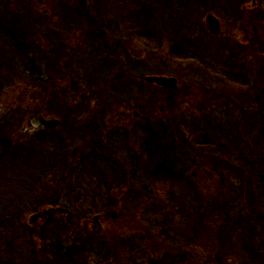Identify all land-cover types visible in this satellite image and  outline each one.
<instances>
[{"label":"rangeland","instance_id":"374dc122","mask_svg":"<svg viewBox=\"0 0 264 264\" xmlns=\"http://www.w3.org/2000/svg\"><path fill=\"white\" fill-rule=\"evenodd\" d=\"M252 1L0 0V125L17 111L12 139L34 148L0 168V264H264V0ZM148 74L201 97L170 111ZM163 131L191 143L179 175L149 156L148 143L179 168L182 148L157 151L149 134ZM251 177L253 213L239 192Z\"/></svg>","mask_w":264,"mask_h":264},{"label":"trees","instance_id":"16d2710c","mask_svg":"<svg viewBox=\"0 0 264 264\" xmlns=\"http://www.w3.org/2000/svg\"><path fill=\"white\" fill-rule=\"evenodd\" d=\"M248 1H245L244 3H247ZM252 10H255V8H253ZM19 24V23H18ZM8 27H12L10 25V23L6 26V28ZM19 28L15 27L14 29H12L13 32H18L19 33ZM22 32V31H21ZM31 61H32V68L36 69V68H39L38 65L35 63V61L31 58ZM1 80V78H0ZM3 83V81H0V84ZM161 90H163V92H168L169 95H168V98H169V110L170 111H173V110H177V108L179 106H181L185 101H181V98H184L186 99V97H193L194 99L193 100H197V99H200V93L199 94H194L193 92L189 93V87H187L188 89V93H184V90L183 88L179 91V90H174V89H171V88H164V87H160L158 86ZM186 87V86H185ZM192 87L194 88L195 86L192 85ZM6 88L5 86H0V93L2 92V90ZM4 91V90H3ZM3 93V92H2ZM189 97V98H190ZM21 98H18L17 100H20ZM167 99V98H166ZM180 100V102L178 101ZM24 101V99H23ZM182 102V103H181ZM235 102V101H234ZM192 103H194L192 101ZM6 108H9V107H6ZM14 110H18V109H14ZM17 113V116H14V115H10L9 116H5L3 118V120L7 117H9L7 119V122L8 124L10 125L8 128H7V131H5L6 129V125L2 124L0 125V168H11V164L15 163V162H21L25 157H28L31 155V153L33 152L34 148L32 147V145L28 144V142L26 141H22L18 138V141H14L12 138H13V135L14 134H11V130L10 128H13L15 129V132L19 130L20 128V123H21V118L18 117V112L16 111ZM244 113V112H243ZM151 120L150 119H147L146 121L149 122ZM149 134H153L155 136V139H156V147H157V151H159V148L158 146L161 145L162 147V150L165 152L166 149L168 147H172L173 145L175 146H180L182 148V159L181 161L179 162V165L178 167L179 168H175V166L173 167L172 165L169 167L167 163H164V158L162 159H159L156 154H155V151H154V148L152 147V145L150 143H148V145L150 146V149L148 150L149 152V156L150 158L154 161V162H158V160L160 161V163H158L159 166H157V169L161 168L163 170H166L170 173H172L173 170L177 169V172L176 174H181L180 171H183L181 169V162L182 160L184 159V149L183 147H190L191 148V143L189 144H186L185 141H182V143H177V142H174L171 138H170V134H169V131H163L162 135H158L157 133H153V132H150ZM185 144V146H184ZM164 147V149H163ZM221 157V156H218V158ZM67 156L64 155L62 152H60V154L56 157L55 160H58L59 164H63L65 163V161L67 160ZM53 160V159H52ZM157 160V161H156ZM53 162V161H52ZM227 163V162H225ZM57 163L53 164L52 166L56 167ZM239 168H237L235 170V172L238 171ZM241 170V169H240ZM184 172V171H183ZM238 175H240V177L244 176L245 177V173H243V175L241 176V172L237 173ZM44 177V176H43ZM245 184V178L244 180H242ZM251 187H250V191H246V188L243 187V185L241 186V194H243V204L245 206V208L247 210H251L249 211L250 213H253V210H252V207H253V203H254V200L257 198L258 200V197H259V192H258V187H257V184L255 183L254 179L251 177ZM254 187V188H252ZM244 191V192H243ZM258 203L257 204V214H258V217L260 216V221H264V210H263V207L261 205V201H260V198L258 200ZM110 207V206H108ZM261 210V211H260ZM259 211V212H258ZM106 215V213L104 214ZM263 217V218H262ZM14 218V216H13ZM30 225V224H29ZM31 226V225H30ZM256 253V252H255ZM51 257V256H50ZM52 264V263H51ZM149 264H157V261H154V260H151V262Z\"/></svg>","mask_w":264,"mask_h":264},{"label":"water","instance_id":"95a60500","mask_svg":"<svg viewBox=\"0 0 264 264\" xmlns=\"http://www.w3.org/2000/svg\"><path fill=\"white\" fill-rule=\"evenodd\" d=\"M256 0H253L251 4L255 5ZM207 24L209 26L210 31L213 34H218L220 32V20L214 13H208L206 17ZM147 82H155L156 84L166 87V88H174L178 85V79L174 76L169 75H159V74H148L144 77ZM135 113L138 112L135 110ZM40 122L46 126L47 128H56L60 125V120L57 118H46L43 115H39ZM63 210L68 211V208H63ZM39 215L38 213L35 216ZM101 214H95L93 216L94 221L98 224V227L101 228L100 221ZM103 264H115L113 261H106Z\"/></svg>","mask_w":264,"mask_h":264},{"label":"flooded vegetation","instance_id":"af4514ba","mask_svg":"<svg viewBox=\"0 0 264 264\" xmlns=\"http://www.w3.org/2000/svg\"><path fill=\"white\" fill-rule=\"evenodd\" d=\"M244 8L246 9V6L244 5ZM219 18V17H218ZM219 20H220V18H219ZM222 27H223V22L220 20V32L218 33V34H212L211 32H210V29H209V26H208V24H207V22H206V28L208 29V31L212 34V35H219L220 33H221V31H222ZM192 36H190V37H184V42H186V43H188V44H191L192 45V38H191ZM199 39H200V37H199ZM196 41H198V40H195V43H196ZM196 45V44H195ZM220 46H224V45H222V44H220ZM190 48H192V46L190 47ZM121 65L122 66H124L123 65V63H121ZM171 76H173V75H171ZM174 77H176L177 79H178V85H177V87H174V88H171V89H174V90H181L182 88H183V90H184V93H188V90H189V93H191V92H193V90H194V88L192 87V83L189 81V80H186V79H184V78H181V77H178V76H174ZM186 86V87H185ZM194 86V85H193ZM187 87H189V89L187 88ZM188 89V90H187ZM190 108H192V106H189ZM179 108V110H182V108H184V106H179L178 107ZM187 108V107H186ZM138 112V111H137ZM136 116H140V117H145V116H147V117H150L151 118V116H149V115H142L140 112H138L137 114L136 113H134ZM150 118H147V119H150ZM146 119V120H147ZM64 208H66V207H64ZM63 209V206H59L58 208H56V209H54V207L53 208H51V209H45L44 210V212H47L48 210L50 211H61ZM43 215L41 214V216L40 217H42ZM64 216V215H63ZM63 218V217H62ZM66 220H68V218H66ZM69 227V226H68Z\"/></svg>","mask_w":264,"mask_h":264}]
</instances>
